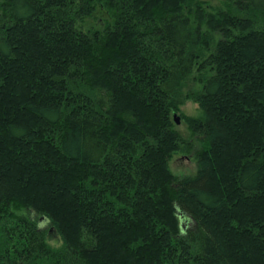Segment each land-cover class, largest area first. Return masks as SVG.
<instances>
[{
    "label": "trees",
    "instance_id": "trees-1",
    "mask_svg": "<svg viewBox=\"0 0 264 264\" xmlns=\"http://www.w3.org/2000/svg\"><path fill=\"white\" fill-rule=\"evenodd\" d=\"M2 1L0 264H264V0Z\"/></svg>",
    "mask_w": 264,
    "mask_h": 264
},
{
    "label": "rangeland",
    "instance_id": "rangeland-1",
    "mask_svg": "<svg viewBox=\"0 0 264 264\" xmlns=\"http://www.w3.org/2000/svg\"><path fill=\"white\" fill-rule=\"evenodd\" d=\"M200 2L205 3V14H211L216 13L221 15L224 10L229 7L231 4L227 3L226 0H197ZM227 3V4H226ZM3 1L0 0V17H2V7ZM232 7V5H231ZM227 12L230 11L226 9ZM247 17V16H246ZM252 18V17H251ZM247 20H250L249 18ZM111 22V18L108 16V14L102 9L99 8L97 13L92 19H89L86 21L85 27L87 29H94L101 31L103 30L106 25ZM209 27V25H208ZM257 28L262 29L264 28V18L258 17V24ZM206 30V29H205ZM211 30L212 37H214L215 40H219V33L213 32ZM213 43V44H212ZM210 45V49H213L215 42H212ZM207 51V50H206ZM201 89V85L197 82V75L192 76L185 85L182 86L179 90V96H180V112L175 113L176 119L179 120V125H176L175 118L173 116V122L175 124V128L177 132L181 135V137L188 143L189 147L194 150H199L201 148L202 143L198 141V139L194 138L192 136V133L188 129V126L186 122L184 121V118L190 117V118H200L202 113L199 109V106L194 101V95L197 93L198 90ZM193 151L189 152H180L177 154L170 162V168L177 178L183 179L189 176H192L196 171V155ZM24 213V212H21ZM34 216V215H33ZM34 218H36L34 216ZM182 218V227L186 226V220H184V216L181 215ZM39 225L42 229H44L48 236H47V243L54 249H60L62 247V242L55 232V230L52 229L51 225L45 221L44 219H39Z\"/></svg>",
    "mask_w": 264,
    "mask_h": 264
},
{
    "label": "water",
    "instance_id": "water-1",
    "mask_svg": "<svg viewBox=\"0 0 264 264\" xmlns=\"http://www.w3.org/2000/svg\"><path fill=\"white\" fill-rule=\"evenodd\" d=\"M174 118H175L176 125H179L180 123H179V120L176 119V115H174Z\"/></svg>",
    "mask_w": 264,
    "mask_h": 264
}]
</instances>
